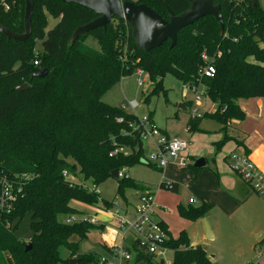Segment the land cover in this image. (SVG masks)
I'll use <instances>...</instances> for the list:
<instances>
[{
	"label": "trees",
	"instance_id": "obj_1",
	"mask_svg": "<svg viewBox=\"0 0 264 264\" xmlns=\"http://www.w3.org/2000/svg\"><path fill=\"white\" fill-rule=\"evenodd\" d=\"M128 1V0H123ZM26 0H14L11 10H0L2 25L16 34L25 31ZM165 20L166 7L176 15L189 8L188 0H137ZM221 6L224 33L213 17L189 26L171 41L151 52L138 50L131 29L125 21L113 19L71 43L75 30L97 18L91 11L60 0H35L32 35L24 43L8 40L0 34V176L20 177L21 192L9 213H0V264H69L60 256L61 248L78 264H99L95 254L79 255L81 241L106 226L89 222L67 223L66 218L82 215L72 202L113 209L115 201L104 202L99 193L90 192L118 172L117 195L124 190L150 191L143 184L119 174L143 162L145 153L139 133L130 126L136 117L105 104L102 96L121 78L144 70L154 83L145 102L163 90V78L170 74L182 84H194L206 61L216 69L213 78H204L206 98L216 105L213 113L187 123L188 131L199 130L204 119L220 123L225 130L233 121H243L240 101L264 99V9L257 0H215ZM48 15L59 19L48 33ZM92 38L99 49L85 44ZM41 43L42 52L36 54ZM253 59L254 62L249 61ZM47 70V75H35ZM30 88L18 92L20 86ZM190 107L191 103L184 104ZM123 122L119 123L118 119ZM152 119V115H150ZM227 138L218 147L224 145ZM150 166V165H148ZM153 167V166H151ZM156 168V167H153ZM157 169V168H156ZM160 170V169H158ZM76 181L63 176L64 172ZM160 172L163 173L162 170ZM177 193L178 184L171 182ZM122 194V195H123ZM209 206L178 207V216L189 222L203 217ZM27 215L31 217V237H16ZM61 215L65 219L59 220ZM169 236L167 246L174 252L170 264H212L203 246H191L185 231L176 238L161 222ZM109 239L110 232H104ZM261 246L262 243L257 244ZM30 246L29 250H26ZM102 247L106 246L102 243ZM258 253H264V247ZM138 262L166 264L151 256H140Z\"/></svg>",
	"mask_w": 264,
	"mask_h": 264
},
{
	"label": "rangeland",
	"instance_id": "obj_2",
	"mask_svg": "<svg viewBox=\"0 0 264 264\" xmlns=\"http://www.w3.org/2000/svg\"><path fill=\"white\" fill-rule=\"evenodd\" d=\"M258 2L261 8L264 9V0H258ZM47 20L46 33L53 30L59 23V19L50 15H48ZM85 44L92 49H99L98 43L92 38L86 39ZM41 52V43H38L36 54ZM145 78L146 83L143 87H139V76L137 72H133L121 78L117 84L112 86L102 96L101 100L105 104L116 108L122 107L126 102L138 101L139 107L133 112L127 111L129 114L139 119L152 115V120L157 128L167 132L170 136H179L188 143V150L186 152V156L189 157L188 167L180 170L174 166V168L169 167L163 171L165 172L164 177L166 182L176 183L180 186L178 195L162 192L158 197V203L167 207L166 217L173 220L175 231L181 230V232H186L191 246H203L209 258H213V264H258L261 260V254L255 250L254 246L259 242L256 235L264 234V199L255 193L256 197L250 196L248 199H244V202H239L238 199L240 198H237L238 194L236 192H233L234 195H223L220 193L217 176L211 169L216 153L223 149H219L218 144H215L218 141L216 137L221 136V134L219 135L221 131L220 125L207 118L201 122L198 131L189 133L186 130V126L190 110L187 106H184V108H181V106L193 100V96L183 91L182 83L179 80L167 74L163 78V90L166 94L160 91L158 94L153 95L148 102H145L154 84L148 76ZM214 108L210 100H207L203 106H200L202 113L205 110L208 111L207 113H213ZM143 149L145 157L154 151L153 143L150 139L144 140ZM201 159L205 160V162L207 159V166L204 169L195 168L196 162ZM226 166H229V170L233 176L239 177L231 168L230 162ZM123 173L146 187L150 186L154 193L161 191L156 186L160 185L163 181V173L156 168L145 164H138L125 169ZM198 180L200 187H195ZM87 185L91 186V183ZM117 188L118 180L110 177L97 187V192L102 201L108 203L115 201V203H119L127 211L128 218H130L131 214L139 206L138 195L140 192L126 189L124 190V194L122 193L123 195H117ZM199 188L209 191V197L206 201L200 200L198 197ZM247 190L251 191L248 187ZM193 199L196 200V203L190 204V201ZM229 200H234L236 203H230ZM99 204L97 207L75 203V207L84 216H95L98 219L97 225H104L107 229H110L106 221L109 222L112 218L110 214L113 209H105L103 203ZM203 205L209 206V209L203 217L194 222L185 221L178 217L179 206L185 209L189 207L197 209ZM58 219L64 220L65 218L59 215ZM68 219L66 218L65 221ZM113 220L115 219L112 218L111 222ZM30 223L31 217L27 215L16 232L18 239L23 241L29 240L32 235ZM205 223L210 228L212 236L213 233L217 235L215 239L207 240L205 238ZM102 234V232L97 230L92 231L85 240L80 242L77 250L78 254L81 256L89 254L100 256L105 254V250L102 247ZM60 256L64 261L70 260V253L65 248H61ZM173 257L174 252L171 250L167 253L166 264H170ZM130 264L135 263L132 262ZM139 264L148 263L139 262Z\"/></svg>",
	"mask_w": 264,
	"mask_h": 264
},
{
	"label": "built area",
	"instance_id": "obj_3",
	"mask_svg": "<svg viewBox=\"0 0 264 264\" xmlns=\"http://www.w3.org/2000/svg\"><path fill=\"white\" fill-rule=\"evenodd\" d=\"M14 5V0H0V10L8 12ZM206 61L205 66L200 71V79L194 84H182L183 91L190 93L193 100L190 101L189 119L195 120L202 116L200 106L206 98V87L202 83L204 78H213L216 69L206 54L203 55ZM139 80V87L146 83L148 74L142 70H136ZM149 77V76H148ZM139 107L138 101L126 102L122 105L125 111H135ZM137 118V117H136ZM119 123L123 120L118 119ZM130 126L139 133L141 140L150 139L153 143L154 151L143 159L146 164L164 171L168 166L175 165L182 170L188 167L186 151L188 143L179 137H169L165 132L154 125L153 120L148 117L137 118ZM231 168L242 180L249 184L257 195L264 199V176L246 154L233 153L229 157ZM63 176L72 181L76 180L65 171ZM126 175L122 172L120 178ZM26 175L20 177L0 176V213H9L12 205L21 192L23 180H27ZM158 190H171V182H166L164 175ZM90 192H97V188L89 186ZM196 203L193 199L190 204ZM157 194L151 191L141 193L139 206L128 218L127 211L119 203H115L111 216L114 218L116 228L111 229L110 238L103 237L106 246L105 254L99 256V264H139L138 257L151 256L156 261L166 263V256L171 249L167 246L169 236L166 229L156 218L157 215ZM98 219L88 216H72L67 223L89 222L97 225ZM107 230V229H106Z\"/></svg>",
	"mask_w": 264,
	"mask_h": 264
},
{
	"label": "water",
	"instance_id": "obj_4",
	"mask_svg": "<svg viewBox=\"0 0 264 264\" xmlns=\"http://www.w3.org/2000/svg\"><path fill=\"white\" fill-rule=\"evenodd\" d=\"M64 4H76L86 10L91 11L97 16L93 21L78 27L72 35L71 43L74 44L77 40L88 35L90 32L106 28L113 19H119L126 22L131 29L132 40L136 48L142 52H151L152 50L161 47L165 42L171 41V49L177 44V35L183 29L192 26L199 21L213 17L220 25V33H224V19L221 11V6L215 4V0H188L189 8L181 14H174L167 6L169 20H165L154 10L145 4H137L132 1L123 0H60ZM254 6L257 0H253ZM35 0H26L23 34H16L12 30L5 28L0 21V34L8 40L24 43L32 35V18L34 14ZM48 71L44 70L35 75L36 78L42 79L47 75ZM30 87L28 85L20 86L16 90L23 92ZM206 165L205 160H198L195 168L201 169ZM118 172L112 173L113 178H117ZM207 239L212 238L210 228L205 223ZM259 241V238H257ZM30 246L26 250H29ZM79 259L72 258L69 264H78Z\"/></svg>",
	"mask_w": 264,
	"mask_h": 264
},
{
	"label": "crops",
	"instance_id": "obj_5",
	"mask_svg": "<svg viewBox=\"0 0 264 264\" xmlns=\"http://www.w3.org/2000/svg\"><path fill=\"white\" fill-rule=\"evenodd\" d=\"M129 1L136 2V0H129ZM250 60H251V62H254V60L252 58ZM207 100L208 99L205 98V100L202 102L201 106H203L207 102ZM239 104H240L241 110L245 113V118L243 121H233L232 123H230V125L225 130V128L220 123L211 119L212 121H215L216 123H218L220 125V129H221V131L219 132V135L221 134V136H217L216 139H218V141H216V143L215 142L214 143L219 144L222 140L227 138L226 143L219 147V149H221V148H223V149H221L220 152L216 153L217 158L215 157V159L212 161L213 166L211 169L215 172V174L217 176L220 193L223 195H230V194L234 195L233 192H236L238 194L237 198H240V199H238L239 202L240 201L244 202V199H246V198L248 199L250 196L256 197L255 193L252 190L251 186L249 184L245 183L242 180V178L233 176L229 170L230 169L229 166H226V164L229 165V162H230L229 157L231 154H233V153L246 154L249 157V159L255 164V166L260 170V172L264 176V99H248V100L240 101ZM212 105H214V104L212 103ZM207 106H206V108H207ZM214 107H215L214 108V111H215L216 105H214ZM181 108H184V105H182ZM207 112L208 111H206V110L203 111V113H207ZM188 121H189V119H188ZM199 129H200V125H199ZM186 130L188 131L187 126H186ZM163 132H165V131H163ZM188 132L190 133V131H188ZM165 133H166V135H168L167 132H165ZM168 136L169 137H179L176 135L175 136L168 135ZM187 150H188V148H187ZM186 157H187V161H188L189 157L188 156H186ZM190 159H192V158L190 157ZM193 161H195V160L193 159ZM207 162L208 161L206 159V165L205 166H207ZM174 166L175 165H170L167 168H169V167L174 168ZM204 167H202L201 169H204ZM211 169H209V170H211ZM177 172H180V171H177ZM163 175H165V172H163ZM158 186H156V187H158ZM147 187L152 192L150 186H147ZM195 187H200L199 186V180L196 182ZM247 187L250 188V190H251L250 192L247 190ZM179 191H180V186L178 185L177 193L168 192L165 190H163V191L161 190V191H158L156 193L157 194V204H158L156 218L159 221L163 222L167 226L168 231L170 232L171 236H173L175 238L181 232V230L175 231L176 229L173 228L174 227L173 226V220L169 219V217L168 218L166 217L167 207L162 206L158 203V197L160 196V194L162 192L172 193L174 195H178ZM141 193L142 192H140V194L138 195L139 197H140ZM198 194H199L198 197L200 198V200H203V201H206L207 198L209 197V191L204 189V188L203 189L199 188ZM229 202L230 203H236V201H234V200H229ZM75 203H78V202H72L70 204V206L72 208L76 209L77 211H79V213H81V211L79 209H77V207H75ZM73 204H74V206H73ZM162 204H164V203H162ZM80 216H84V215H80ZM92 217H95V216H92ZM110 217H112V216L110 215ZM111 220H112V218L110 219L109 222L106 221V223H108L110 229H107V227H106L103 231H101L103 234L107 230L110 231L111 229L116 228L115 221L111 222ZM99 235H101V234H99ZM216 237H217V235L215 233H213V236L211 239H207L206 237L205 238L207 240H212V239H215ZM256 237L259 238V242H257L255 244L254 248L258 252L259 248L264 247V234H257ZM260 243H262V245L258 246L257 244H260ZM104 250H105V248H104ZM260 254H261L260 255L261 260L258 264H264V256H263L264 253H260ZM212 259H210L211 262L213 261ZM212 264H213V262H212Z\"/></svg>",
	"mask_w": 264,
	"mask_h": 264
}]
</instances>
